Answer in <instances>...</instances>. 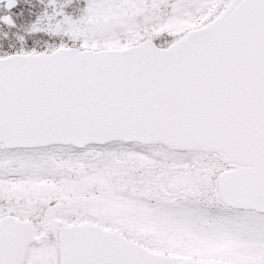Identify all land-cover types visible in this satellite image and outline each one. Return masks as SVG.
<instances>
[{"label":"snow or ice","instance_id":"obj_1","mask_svg":"<svg viewBox=\"0 0 264 264\" xmlns=\"http://www.w3.org/2000/svg\"><path fill=\"white\" fill-rule=\"evenodd\" d=\"M0 264H264V0H0Z\"/></svg>","mask_w":264,"mask_h":264}]
</instances>
